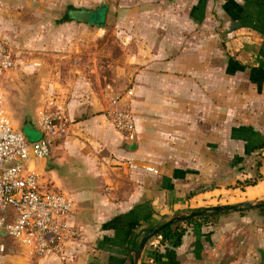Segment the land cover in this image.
I'll return each mask as SVG.
<instances>
[{
    "label": "crops",
    "instance_id": "obj_1",
    "mask_svg": "<svg viewBox=\"0 0 264 264\" xmlns=\"http://www.w3.org/2000/svg\"><path fill=\"white\" fill-rule=\"evenodd\" d=\"M132 1L118 12L125 28L111 30L113 55L98 45L96 26L51 13L62 0H0V37L16 53L0 75L3 106L11 117L22 112L39 135L42 99L55 93L65 103L67 132L26 167L41 189L72 201L66 217L82 230L60 259L29 253L1 233L0 264H124L131 231L139 230L137 245L173 215L264 201V0ZM113 80L133 91L120 101L134 116L133 149L101 112L104 88H125L115 90ZM22 124L12 126L21 131ZM247 131L258 134L255 143L243 139ZM244 147L259 152V164L234 172ZM221 214L158 245L156 259L157 238H149L137 253L129 250L131 264H264V244L225 234L230 224L219 222Z\"/></svg>",
    "mask_w": 264,
    "mask_h": 264
},
{
    "label": "built area",
    "instance_id": "obj_2",
    "mask_svg": "<svg viewBox=\"0 0 264 264\" xmlns=\"http://www.w3.org/2000/svg\"><path fill=\"white\" fill-rule=\"evenodd\" d=\"M15 56L14 47L0 37V75L14 67ZM132 92L131 87L113 91L109 86L103 91L101 112L125 138L133 136L135 123L130 108L120 106V101L129 99ZM3 99L0 86V234L15 238L29 253L60 259L65 245L82 235L66 217L73 203L60 191L41 189L36 173L26 167V162L48 156L52 142L67 132L71 119L65 103L55 93L47 94L35 114L39 136L28 141L12 126ZM124 162L132 165L131 159ZM146 169L155 171L149 165ZM3 250L0 242V256Z\"/></svg>",
    "mask_w": 264,
    "mask_h": 264
},
{
    "label": "rangeland",
    "instance_id": "obj_3",
    "mask_svg": "<svg viewBox=\"0 0 264 264\" xmlns=\"http://www.w3.org/2000/svg\"><path fill=\"white\" fill-rule=\"evenodd\" d=\"M131 1L132 0H62L61 4L51 7L52 10L51 13H58L59 15H61V18H66L65 14L67 8H71V7L92 8L100 5L101 3H104L105 4L104 25L102 27L96 26L98 32L101 33L99 36L100 38H98V45L104 47V49H107L108 51H111L112 54L115 55L119 48L117 42L115 41V39L117 40V36H115V33L111 32V30H115L116 32L121 30L122 28H125V26L119 23L120 16L118 12H120L119 9L122 7V5H127L128 2ZM101 57L102 60L105 58V56L103 55ZM230 72L231 70H228L227 67L226 73L230 74ZM0 86L4 91V99H5V88L1 82H0ZM112 86L114 87L115 90H119L128 85L124 84L120 88L119 83L113 80ZM17 106H18L17 108L19 109H24L22 104L18 105L17 103ZM18 113L20 114L19 117H11V115H9L8 113V116L12 124L14 122L23 123L21 126V132H23L26 135L27 140L32 141L37 139L39 136L37 131L29 125V123L27 122V118L23 116L22 112H18ZM233 153L234 150L232 149L230 150V152H228L229 155H226L228 157L227 163H229L230 159L233 157L231 156ZM256 153L257 151L254 152V150L246 149V147L242 148L238 154V160L240 161V166L235 167L234 172L236 171L247 172L250 168H252L253 167L252 165L256 164V161L261 157L260 154L258 153L256 154ZM236 155L237 154H235V156ZM227 166L228 168H231L230 164ZM256 175L258 176V173ZM242 180L243 178L240 181ZM216 222H218V219L216 220ZM219 222L220 223L225 222L227 224H230L227 230H224L225 234L227 233L232 234L234 232L235 234L237 233L238 235H240V237L244 239L245 242L246 240L249 239L251 243L264 244L263 217L258 214V210L255 207L242 206L237 210H228L227 212H225V214H221ZM214 223L209 224L207 226L213 225ZM233 227H238V229L231 231ZM157 237H159V235L157 236L155 235L152 238H157Z\"/></svg>",
    "mask_w": 264,
    "mask_h": 264
},
{
    "label": "trees",
    "instance_id": "obj_4",
    "mask_svg": "<svg viewBox=\"0 0 264 264\" xmlns=\"http://www.w3.org/2000/svg\"><path fill=\"white\" fill-rule=\"evenodd\" d=\"M71 8H75V7H71ZM65 17L68 18V15L65 14ZM253 134L254 133L252 131L250 133L247 131V133H244L241 135H242L243 139H245L247 142H249L250 140L251 141L255 140L252 142V143H255L256 138H258L257 137L258 134L254 135L255 138H252ZM262 145H263V142L261 140V141H258L255 146L260 148ZM246 149H248V148H246ZM258 164H259V159L256 161V165H258ZM255 181H256V178H243V180L240 181V183L239 182L238 183L241 186H243V185H247V184H253ZM253 207H255L258 210V214L263 217V222H264V201L257 203ZM221 213L222 212H208V213H204V214L190 216V217H187V218L181 219V220H173L171 223L164 226L156 234V236L159 235V237L157 239V243L154 246H152V248L150 249V252L153 255V258L156 259L161 255V252L158 251V249H157L158 245H161L164 243H169V242L173 241L174 239L178 238L184 232L186 226L193 225V224H196L198 226L201 224H203V225L212 224V223L216 222V220L218 219V216ZM138 233H139V230L137 232H133V231L130 232V236L128 237V239L126 241V245L124 247V259H123L124 264H131V255L129 253V250L136 247L135 237L138 235ZM142 262H143V260H142Z\"/></svg>",
    "mask_w": 264,
    "mask_h": 264
},
{
    "label": "water",
    "instance_id": "obj_5",
    "mask_svg": "<svg viewBox=\"0 0 264 264\" xmlns=\"http://www.w3.org/2000/svg\"><path fill=\"white\" fill-rule=\"evenodd\" d=\"M104 11H105V4L101 3L100 5L96 7H92V8H85V7L67 8L66 14L68 15L69 18H73L78 21L85 22V23H88V24H91L97 27L98 26L102 27L104 25ZM22 134L24 138L27 140L26 135L23 132ZM134 146H135L134 139L129 138L127 141V148L133 149ZM256 204L257 203H253L251 201H241L239 203H232V204L228 203V204L215 205V206L208 207L207 209L192 210L189 213L184 214V215H173L169 219L163 221L162 223L145 230L141 234L136 247L133 249L136 251V253L140 251L143 248L145 242L149 238L155 236L164 226L171 223L173 220H181V219H185L190 216H195V215L204 214L208 212H223L226 210H237L241 208L242 206L253 207Z\"/></svg>",
    "mask_w": 264,
    "mask_h": 264
}]
</instances>
